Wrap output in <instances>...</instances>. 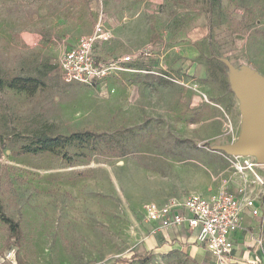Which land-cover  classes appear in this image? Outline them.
Wrapping results in <instances>:
<instances>
[{"label": "rangeland", "instance_id": "374dc122", "mask_svg": "<svg viewBox=\"0 0 264 264\" xmlns=\"http://www.w3.org/2000/svg\"><path fill=\"white\" fill-rule=\"evenodd\" d=\"M99 13L111 34L99 52L149 47L161 75L132 65L98 86L65 83L58 59ZM228 65L264 77V0H0L5 264H194L146 244L158 233L142 209L226 189L228 154L217 146L239 141L243 126ZM13 77L37 86L11 88ZM83 130L96 140L60 154L19 152L36 135ZM1 213L19 222V239H8ZM148 251L146 263L116 261Z\"/></svg>", "mask_w": 264, "mask_h": 264}, {"label": "built area", "instance_id": "2783aa9c", "mask_svg": "<svg viewBox=\"0 0 264 264\" xmlns=\"http://www.w3.org/2000/svg\"><path fill=\"white\" fill-rule=\"evenodd\" d=\"M110 37L103 15L99 13L92 32L81 36L59 57L62 80L68 84L77 82L92 87L119 72L131 70L125 63L132 59L151 55V49L143 47L132 54L99 59L95 53L96 46ZM225 158L232 175H237L241 180L235 193L224 189L204 197L189 192L182 198L170 197L161 205L146 202L142 209L146 223L156 224L151 228L152 232L184 224L190 229L198 228L197 243L204 246L219 264H226L231 257L232 234L242 227L244 209H249L254 216L259 214L258 199L249 195L247 190V174L252 175V182L264 186V177L258 172V169H264V164L257 163L250 156L227 155ZM261 194L264 195V189ZM11 259V253L0 255V264Z\"/></svg>", "mask_w": 264, "mask_h": 264}, {"label": "crops", "instance_id": "0c3cea01", "mask_svg": "<svg viewBox=\"0 0 264 264\" xmlns=\"http://www.w3.org/2000/svg\"><path fill=\"white\" fill-rule=\"evenodd\" d=\"M98 15L99 14H97L95 18L93 26L98 18ZM104 24H106L105 21ZM93 26L89 33L92 32ZM125 27L128 28V24H126ZM77 40L75 41V43L77 42ZM106 42L107 41L103 42L102 44H97L96 46L95 53L99 59H108L111 57L132 54L138 50V49L136 50L132 49L131 51H128L124 54L120 53L112 56H104V54L100 53L99 50L101 49V47L105 45ZM75 43L66 47V49L71 47ZM158 63L159 62L157 55L151 51L150 56L142 57V58H134L131 61L125 63V66L132 69L131 68L132 65L133 66L139 65L140 68L134 69L137 72L161 75L156 70L160 65V63L159 65ZM124 72L126 71L119 72L117 75L108 77L106 80L109 81L110 79L120 76ZM105 81L97 84V86L104 84ZM113 90L114 89H112L111 91ZM258 172L264 177V169L260 168L258 169ZM223 178L226 181V190L231 193H235L236 189L241 184V180L239 179V177L237 175H232V170H230L228 167L227 172L224 174ZM252 180H253L252 175L248 173L247 190L249 195L255 196L258 199L257 205L259 206V214L257 216H254L251 214L249 209L247 208L244 209L242 227L236 230L232 234L233 249H232L231 257L226 264H264V195L261 194L262 190L264 189V186H260L257 183L252 182ZM189 192H195L204 197H209L217 193L216 192L213 194L211 193L204 194L200 191L198 192L195 190H188L181 193L180 195H171L162 201L149 200L147 202L152 201L161 205L170 197L182 198ZM185 213L189 215L188 212L185 211ZM147 224L149 225L150 228L156 225L155 223H147ZM197 231L198 228L190 229L186 224L176 227H169L167 229H161L157 231L158 233L157 235L151 234L150 236H148L146 238V244L148 246L155 245L159 247L167 245L170 248L178 250L181 253L185 254L194 264H219L216 258L213 255H211V253L208 252L204 246L197 243L196 241Z\"/></svg>", "mask_w": 264, "mask_h": 264}, {"label": "water", "instance_id": "95a60500", "mask_svg": "<svg viewBox=\"0 0 264 264\" xmlns=\"http://www.w3.org/2000/svg\"><path fill=\"white\" fill-rule=\"evenodd\" d=\"M232 89L243 115L242 135L234 144L217 146L228 155L250 156L264 164V77L228 65Z\"/></svg>", "mask_w": 264, "mask_h": 264}, {"label": "trees", "instance_id": "16d2710c", "mask_svg": "<svg viewBox=\"0 0 264 264\" xmlns=\"http://www.w3.org/2000/svg\"><path fill=\"white\" fill-rule=\"evenodd\" d=\"M7 85L11 88H18L23 90H34L36 88V81L29 78H19L13 77L7 81ZM96 133L90 130L76 131L69 135H36L29 143L22 145L20 148V153H38L42 151H49L56 154H60L61 148L66 145H85L93 143L96 138ZM1 206V205H0ZM2 221L8 227V239L15 238L19 239L21 236V229L19 222L11 217L1 213ZM151 253L148 251L145 255H132L129 258L117 259V262H130L136 259L140 263H146L150 257Z\"/></svg>", "mask_w": 264, "mask_h": 264}]
</instances>
